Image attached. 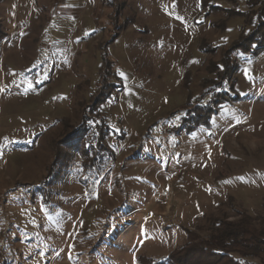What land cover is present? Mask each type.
I'll return each instance as SVG.
<instances>
[{
  "label": "rangeland",
  "instance_id": "rangeland-1",
  "mask_svg": "<svg viewBox=\"0 0 264 264\" xmlns=\"http://www.w3.org/2000/svg\"><path fill=\"white\" fill-rule=\"evenodd\" d=\"M0 20V264L161 261L245 214L264 233V0H1Z\"/></svg>",
  "mask_w": 264,
  "mask_h": 264
},
{
  "label": "trees",
  "instance_id": "trees-1",
  "mask_svg": "<svg viewBox=\"0 0 264 264\" xmlns=\"http://www.w3.org/2000/svg\"><path fill=\"white\" fill-rule=\"evenodd\" d=\"M5 35L0 20V51ZM187 233L188 241L165 260L139 257L140 264H252L242 258L261 257L264 251V233L252 225L248 214L238 222L222 220L208 237L189 229Z\"/></svg>",
  "mask_w": 264,
  "mask_h": 264
},
{
  "label": "snow or ice",
  "instance_id": "snow-or-ice-1",
  "mask_svg": "<svg viewBox=\"0 0 264 264\" xmlns=\"http://www.w3.org/2000/svg\"><path fill=\"white\" fill-rule=\"evenodd\" d=\"M225 39H226V38H225ZM221 67H222V66H221ZM120 75H122V76H123L124 74H123V73H120ZM245 75H246V76H248V75H249L247 70L245 71ZM251 78H252V77H251V76H249V79H251ZM41 255H43V252L41 253Z\"/></svg>",
  "mask_w": 264,
  "mask_h": 264
}]
</instances>
